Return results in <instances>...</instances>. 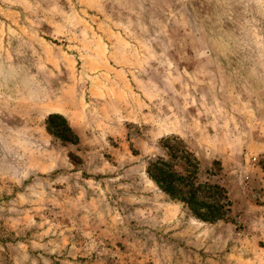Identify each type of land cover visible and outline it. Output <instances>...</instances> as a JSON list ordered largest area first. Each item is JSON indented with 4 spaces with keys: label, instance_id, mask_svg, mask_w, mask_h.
Instances as JSON below:
<instances>
[{
    "label": "rangeland",
    "instance_id": "rangeland-1",
    "mask_svg": "<svg viewBox=\"0 0 264 264\" xmlns=\"http://www.w3.org/2000/svg\"><path fill=\"white\" fill-rule=\"evenodd\" d=\"M0 264H264V0H0Z\"/></svg>",
    "mask_w": 264,
    "mask_h": 264
},
{
    "label": "trees",
    "instance_id": "trees-1",
    "mask_svg": "<svg viewBox=\"0 0 264 264\" xmlns=\"http://www.w3.org/2000/svg\"><path fill=\"white\" fill-rule=\"evenodd\" d=\"M52 117L60 118L62 124L58 126L61 132L71 133V128L66 122V119L62 115L53 113L49 115V118ZM47 131L49 133H52L51 128L48 126H47ZM172 138L177 139V137H172ZM164 147L167 146L164 145ZM184 157L185 159L187 158V156ZM161 160H162L161 157L157 158L155 161L150 162L146 168L147 176L156 183V185L161 189V191L165 192L171 199L179 200L183 202L189 208L192 214L197 218L205 221H211L217 219L218 216H214L215 211L213 210V206L211 204L209 203L196 204L198 203L197 200L198 187L194 186L195 176L193 177L192 175H190L189 173L190 171L187 168L184 169L185 174H178V172L175 170V167H173L174 165L172 164H167L168 168H163L162 166H159L157 164V163L163 164L162 162L163 160L162 161ZM184 161L186 162V160ZM173 181L184 183L185 185L191 188V191L184 196L181 195L180 193H177L179 195H176L175 194L176 188L172 184Z\"/></svg>",
    "mask_w": 264,
    "mask_h": 264
}]
</instances>
